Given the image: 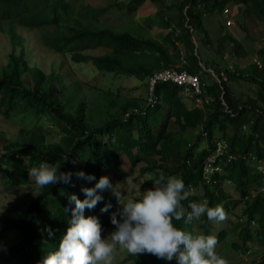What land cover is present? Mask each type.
<instances>
[{
    "label": "trees",
    "instance_id": "obj_1",
    "mask_svg": "<svg viewBox=\"0 0 264 264\" xmlns=\"http://www.w3.org/2000/svg\"><path fill=\"white\" fill-rule=\"evenodd\" d=\"M112 1L109 8L128 14L136 13L147 2L157 12L143 18L146 29L138 36L100 24L99 19L108 8L91 7L81 0H0V18L27 29H43L42 44L54 53L69 54L74 63L89 62L101 72L134 77L145 81L146 87L148 77L162 69L198 75L203 85V105L197 107L193 99L183 97L176 85L159 83L155 88L158 100L153 108L147 107L141 96L118 101L107 97V117L105 113L99 123H93L91 117L88 120L84 101L75 102L61 93L64 86L59 90L53 86L60 78L58 75L47 76L41 69L30 67L26 51L20 42L17 44L11 30V51L6 64L0 66V115L18 118L21 125L15 141L4 144L6 135L0 134V179L10 187L29 185L34 182L29 170L42 162L54 164L72 176L70 184L40 187L21 216H0V264H39L55 248L71 219L60 195L80 187L76 182L82 178L75 173L83 171L98 180L104 169H112L118 180H125L139 165H142L139 175L150 178L144 181L143 188L153 186L157 170L166 177L182 178L188 191V198L182 201L186 212L192 202L207 201L209 207L222 205L227 215L240 207L241 213L234 217L233 225L241 244L231 243L232 249L246 253L249 243L264 239V193L257 192L258 187L264 186V179L255 172L251 159V155L264 159V50L258 52L260 69L251 63L244 69L236 66L233 71L220 62L213 61L208 66L199 52L200 46L212 45L205 17L221 16L228 6H239L264 21V0ZM153 29L166 34L153 37L147 33ZM226 45L232 46L238 58H247L241 43L227 33L216 45L221 60ZM98 48L106 49L107 53L84 54ZM205 68L213 70L218 79L206 82ZM222 71L227 76L225 81L220 77ZM234 81L256 86L255 97L236 98L230 86ZM132 110L146 113L133 114ZM43 121L57 129L58 142L49 140L46 130L40 127ZM27 122L33 127H28ZM189 133H193V141L185 139ZM220 140L227 142L228 154L234 159L215 176L213 185H202L203 165ZM202 142L206 147L201 150ZM65 156L67 161L63 160ZM227 182L233 184L238 198H232L224 190ZM191 189L197 192L191 194ZM252 221L257 228L251 227ZM196 222L204 235L211 233L206 216L190 225L174 221L176 227L189 231ZM100 223L102 227L111 226L110 215ZM46 226L55 230L51 239ZM227 228L214 234L220 243L227 237ZM132 260V264H176L151 254L132 255ZM259 264H264V256Z\"/></svg>",
    "mask_w": 264,
    "mask_h": 264
},
{
    "label": "rangeland",
    "instance_id": "obj_2",
    "mask_svg": "<svg viewBox=\"0 0 264 264\" xmlns=\"http://www.w3.org/2000/svg\"><path fill=\"white\" fill-rule=\"evenodd\" d=\"M169 1V0H167ZM82 4L91 7L108 8V11L103 17L99 19L100 24L113 27L116 31H128L133 35H142L146 27L143 25V17L155 14L156 7L147 2L143 11L139 10L134 14H128L125 11H118L116 8H109L112 5V0H81ZM150 7H153L150 10ZM232 24L226 25V19L219 15L207 16L204 18V25L207 29L212 45L209 47L200 46L199 52L202 61H207L208 66H212L214 62H220L222 66L238 67L239 69L246 68L256 58L259 59L258 52L264 50V21L258 15L248 13V9L239 6H228ZM0 18V66H4L7 62V55L11 51L9 41V33L11 30L15 33V40L17 44L20 42V47L26 51V58L30 67L41 69L47 76L58 75L60 78L53 82L55 88H61V93L66 97H71L75 102L84 101L88 107L87 115L88 120L90 117L93 123H99L106 113L109 104V99L114 101L130 99L132 96L143 97L146 99V84L145 81L139 80L134 77H126L112 73L101 72L97 70L91 63H74L70 60V55H62L52 52L49 48L45 47L41 42V35L45 32L43 29H27L19 26L14 22H6ZM144 28V29H143ZM153 37L164 35L166 31L162 30H148ZM229 33L232 37L237 39L247 53V58H238L232 52V46L226 45L225 53L221 57L217 55L216 45L218 40L223 35ZM197 46V42L195 43ZM19 51V49H17ZM107 53L104 48L86 51L84 54L91 56H99ZM206 82L215 80L214 71L210 68H205ZM25 80H28L25 78ZM234 96L238 99L245 100L247 98H254L257 92V87L243 81H234L231 83ZM59 90V89H58ZM187 99H185L186 101ZM191 101L190 99H188ZM109 112V111H108ZM107 112V113H108ZM105 114V118L107 117ZM18 118H6L0 115V134L6 135V142L15 141L17 131L21 122ZM24 124V123H23ZM28 127H33L31 122L25 123ZM40 127L46 130L51 142L59 141V133L50 123L45 121L40 122ZM175 128V126L173 125ZM177 130V129H176ZM198 130V128L196 129ZM3 132V133H2ZM193 133L185 135L187 141H193ZM107 140V137H105ZM206 143L202 142L200 145L201 150L205 149ZM136 167L125 180H118L116 176L113 177L112 169H104L102 176L109 177L113 184L112 191L106 190L100 195L109 197L114 195L119 196L120 200L113 208L117 211L129 199L136 200L142 198L144 191L152 188L149 185L143 188L145 180H150L147 176L142 177L139 175V168ZM96 181H93V186ZM224 189L229 193L232 198H238L239 195L235 187L230 183H225ZM40 187L36 185L35 181L26 186H17L11 188L0 179V216L19 217L23 214L25 207L36 197ZM63 200H66L63 196ZM71 204V203H69ZM101 202L96 205L94 209H85L84 215L96 216L101 209ZM74 207V204H71ZM241 213L240 207L233 210V214L226 215L223 222L210 221L212 228V235L218 233L220 230L227 228L226 241L237 242V234L233 230V219L236 215ZM244 221V219H241ZM200 221V220H198ZM114 230V226L106 228L102 232V237H106ZM187 230V229H186ZM189 231V230H187ZM190 232L194 235L203 234V231L198 227V223L191 228ZM228 243H219L216 246L218 255L228 260V264H257L261 257L264 256V242L257 241L251 246L250 252L243 255V251L237 252L231 249ZM130 255L125 249L117 248L113 254L112 264H130V261H124Z\"/></svg>",
    "mask_w": 264,
    "mask_h": 264
},
{
    "label": "clouds",
    "instance_id": "obj_3",
    "mask_svg": "<svg viewBox=\"0 0 264 264\" xmlns=\"http://www.w3.org/2000/svg\"><path fill=\"white\" fill-rule=\"evenodd\" d=\"M63 160L67 161L68 156L63 157ZM59 169L60 167L54 164L42 162L38 167L31 168L28 175L34 178L36 185L41 188L58 183L70 184L72 173L62 172ZM75 175L77 178H82L76 182L80 187L74 184V188L77 187L76 191L60 195L62 199L64 196L69 203L74 204V207H71V204L63 200L67 207L65 211L71 219L67 228L62 230L61 238L55 248L49 250L39 264H112L113 254L118 247L130 254L124 260L130 261V264L133 263L132 255L138 254H151L168 262L175 261L176 264H228V260L216 252V246L220 242L217 233L211 234L212 229L208 235H194L175 226L174 221H183L190 225L203 216L209 221L223 222L227 215L222 205L209 207L207 201L192 202L188 206L190 211L186 212L182 201L188 198V191L182 178L166 177L164 172L157 170L152 182L153 187L144 191L142 198L129 199L117 211H113L120 200L119 196L114 193L103 198L100 195L106 190L112 191L113 184L109 177L101 176L96 180L94 175L85 174L83 171H78ZM93 180H96L94 186L93 183H88ZM263 187H258L257 192H263ZM196 192L190 190L191 194ZM100 202L102 206L96 216L84 215L85 209H94ZM107 215H110L114 230L106 237H102V232L111 227L110 225L102 227L100 223ZM241 219L240 223H243ZM251 227L257 228L256 223L252 221ZM233 230L237 234L235 225ZM45 231L49 239L54 237L55 230L46 226ZM226 238L221 243H228ZM256 242L257 240L249 243L248 250L242 254L247 255ZM231 243L233 242H229L228 245L230 246ZM235 243L241 244L239 241Z\"/></svg>",
    "mask_w": 264,
    "mask_h": 264
},
{
    "label": "built area",
    "instance_id": "obj_4",
    "mask_svg": "<svg viewBox=\"0 0 264 264\" xmlns=\"http://www.w3.org/2000/svg\"><path fill=\"white\" fill-rule=\"evenodd\" d=\"M228 9L223 11V17L226 19V25H231L232 20ZM257 66V68L262 67L260 59H255L252 62ZM230 71H233L232 67L228 68ZM220 77L223 81L227 79L226 74L222 71ZM215 79L218 78L215 76ZM159 83H171L176 85L181 89L182 95L185 98L193 99L197 107H202L203 100L201 98L203 94L202 83L198 75H193L188 73L185 70L177 69H162L152 75L147 79L146 87V106L153 108L157 104V97L155 95L156 85ZM133 114L145 115V111L139 112L137 110H132ZM128 115H126L127 117ZM234 159V156L228 154V145L225 140H220L215 143L212 153L206 158L205 164L202 169V182L204 185H213L215 183V176L221 174L224 166L230 163ZM253 160V165L255 172L263 176L264 179V159H258L254 155H251ZM264 192V187L262 188Z\"/></svg>",
    "mask_w": 264,
    "mask_h": 264
},
{
    "label": "crops",
    "instance_id": "obj_5",
    "mask_svg": "<svg viewBox=\"0 0 264 264\" xmlns=\"http://www.w3.org/2000/svg\"><path fill=\"white\" fill-rule=\"evenodd\" d=\"M146 4V3H145ZM145 4H143L137 11L139 12V10H141V11H143V7H145L146 5ZM152 8L153 7H150V10H152ZM144 17H146V16H144ZM143 17V18H144ZM231 86V89H232V85H230Z\"/></svg>",
    "mask_w": 264,
    "mask_h": 264
},
{
    "label": "water",
    "instance_id": "obj_6",
    "mask_svg": "<svg viewBox=\"0 0 264 264\" xmlns=\"http://www.w3.org/2000/svg\"><path fill=\"white\" fill-rule=\"evenodd\" d=\"M196 45V44H195ZM197 46V45H196Z\"/></svg>",
    "mask_w": 264,
    "mask_h": 264
}]
</instances>
